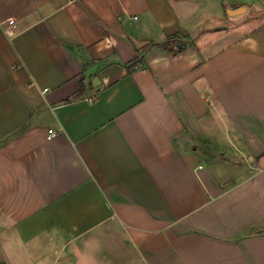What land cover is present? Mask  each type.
<instances>
[{"label":"crops","instance_id":"1","mask_svg":"<svg viewBox=\"0 0 264 264\" xmlns=\"http://www.w3.org/2000/svg\"><path fill=\"white\" fill-rule=\"evenodd\" d=\"M7 17L6 264H264V0H0Z\"/></svg>","mask_w":264,"mask_h":264},{"label":"trees","instance_id":"2","mask_svg":"<svg viewBox=\"0 0 264 264\" xmlns=\"http://www.w3.org/2000/svg\"><path fill=\"white\" fill-rule=\"evenodd\" d=\"M177 42H179V41H178V39H176V36H170L165 41H163L161 43H148V44L142 46L140 48V50H139L138 56L135 59H133V60H131L128 63L125 64L128 72H132L135 68L139 67L143 63V61H144V55L152 47H154V46H162V47H166L167 48V47H169L171 45L177 44ZM178 44H180V42ZM80 92H78L77 95ZM77 95H75V96H77ZM69 101H71V100H69Z\"/></svg>","mask_w":264,"mask_h":264},{"label":"built area","instance_id":"3","mask_svg":"<svg viewBox=\"0 0 264 264\" xmlns=\"http://www.w3.org/2000/svg\"><path fill=\"white\" fill-rule=\"evenodd\" d=\"M0 28L4 30L7 34H14L16 30V19L14 17L0 18ZM90 100H96V97L91 98ZM56 132L50 129V136L55 135Z\"/></svg>","mask_w":264,"mask_h":264},{"label":"rangeland","instance_id":"4","mask_svg":"<svg viewBox=\"0 0 264 264\" xmlns=\"http://www.w3.org/2000/svg\"><path fill=\"white\" fill-rule=\"evenodd\" d=\"M2 246H5V240L4 237L0 236V264H6V258L2 255L5 247Z\"/></svg>","mask_w":264,"mask_h":264},{"label":"water","instance_id":"5","mask_svg":"<svg viewBox=\"0 0 264 264\" xmlns=\"http://www.w3.org/2000/svg\"><path fill=\"white\" fill-rule=\"evenodd\" d=\"M100 82H101L100 78H99L98 76H96V77L94 78L93 83H94L95 85H97V84H99Z\"/></svg>","mask_w":264,"mask_h":264}]
</instances>
